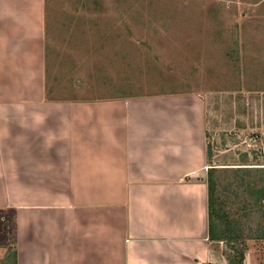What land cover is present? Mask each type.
Returning a JSON list of instances; mask_svg holds the SVG:
<instances>
[{"label": "crops", "instance_id": "obj_1", "mask_svg": "<svg viewBox=\"0 0 264 264\" xmlns=\"http://www.w3.org/2000/svg\"><path fill=\"white\" fill-rule=\"evenodd\" d=\"M45 9L0 0V218L16 264H221L203 100L48 98Z\"/></svg>", "mask_w": 264, "mask_h": 264}, {"label": "rangeland", "instance_id": "obj_2", "mask_svg": "<svg viewBox=\"0 0 264 264\" xmlns=\"http://www.w3.org/2000/svg\"><path fill=\"white\" fill-rule=\"evenodd\" d=\"M44 34L48 98L203 100L215 225L235 235L212 251L264 264V207L248 188L264 185V0H46ZM11 234L0 218V264H13Z\"/></svg>", "mask_w": 264, "mask_h": 264}, {"label": "trees", "instance_id": "obj_3", "mask_svg": "<svg viewBox=\"0 0 264 264\" xmlns=\"http://www.w3.org/2000/svg\"><path fill=\"white\" fill-rule=\"evenodd\" d=\"M208 154V151H206ZM263 171H264V167ZM218 168L214 166H210L206 173V185H207V215H208V239L211 241H226L228 244L234 241L233 232L230 231V228H233V224L230 222H226L225 228L226 230H221L216 228L215 225V217L218 215V210H216V197H215V187L216 183L214 180L215 172ZM261 180V179H260ZM249 195L255 196L256 205L259 207H264V185H260L257 188L256 184L248 183ZM223 221V220H222ZM260 234L258 238L264 239V227H260ZM235 236V235H234ZM236 254L233 256H228V264H243L244 256L242 253V249L236 250ZM14 262L16 264V256L15 252H13Z\"/></svg>", "mask_w": 264, "mask_h": 264}]
</instances>
